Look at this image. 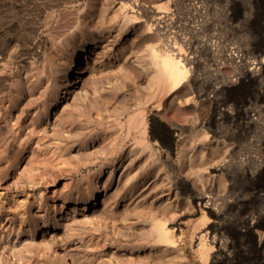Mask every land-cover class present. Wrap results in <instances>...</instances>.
<instances>
[{"label":"rangeland","instance_id":"1","mask_svg":"<svg viewBox=\"0 0 264 264\" xmlns=\"http://www.w3.org/2000/svg\"><path fill=\"white\" fill-rule=\"evenodd\" d=\"M0 264H264V0H0Z\"/></svg>","mask_w":264,"mask_h":264},{"label":"bare ground","instance_id":"2","mask_svg":"<svg viewBox=\"0 0 264 264\" xmlns=\"http://www.w3.org/2000/svg\"><path fill=\"white\" fill-rule=\"evenodd\" d=\"M197 1V0H196ZM191 5V4H190ZM123 6V5H122ZM159 7L162 6V4L158 5ZM195 6V4H194ZM124 8V7H123ZM168 13V12H167ZM163 16V15H162ZM167 19V18H166ZM160 21V20H159ZM166 25V24H165ZM168 31V30H164ZM163 33V32H162ZM167 33V32H166ZM167 37V36H166ZM165 37V38H166ZM169 44V43H168ZM173 44V43H172ZM91 43L84 44L81 46L78 50L74 52V54L71 57V67L66 71L64 80L70 85L74 86L77 84V77L81 73L82 70V64H81V56L88 52ZM176 45V44H175ZM171 47V45H170ZM177 47V46H176ZM173 49V48H172ZM175 50V49H174ZM151 51L154 55V60L157 66L158 71V77L156 80V83L158 86L163 87H170L171 89H178L186 80L188 71L187 68L180 64L177 60L173 59L172 56L168 55L164 52H158V50L155 47H151ZM231 51V50H230ZM231 54V53H230ZM233 54V53H232ZM231 54V55H232ZM236 54V53H235ZM239 55V54H237ZM241 55V54H240ZM192 57V56H191ZM240 57V56H239ZM246 57V56H245ZM183 58V57H182ZM186 58V57H185ZM233 58V57H232ZM241 58H244L241 56ZM240 59V58H239ZM236 60V59H235ZM234 60V61H235ZM191 61V60H187ZM242 61V60H241ZM247 62V61H246ZM254 64V63H253ZM191 66V65H189ZM235 76V75H234ZM233 77V76H232ZM238 77V76H237ZM240 77V76H239ZM231 78V77H229ZM238 79V78H237ZM236 81V80H235ZM68 85V86H69ZM74 88V87H73ZM69 90V89H68ZM72 91V90H71ZM70 92V91H69ZM72 94V93H71ZM18 139V138H17ZM21 142V141H19ZM221 165V164H220ZM88 201V200H87ZM84 202V206L81 208L82 211H86L87 203ZM106 201V198L104 196H101L99 199L98 204H102ZM94 202V201H93ZM94 204V203H93ZM61 252V251H60ZM64 253V252H63ZM67 254H65L66 256ZM71 261V260H70Z\"/></svg>","mask_w":264,"mask_h":264}]
</instances>
